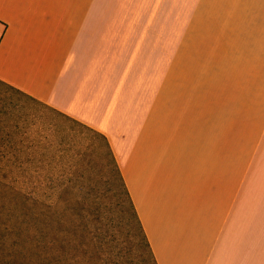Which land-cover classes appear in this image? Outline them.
I'll return each mask as SVG.
<instances>
[{
  "label": "crops",
  "instance_id": "0c3cea01",
  "mask_svg": "<svg viewBox=\"0 0 264 264\" xmlns=\"http://www.w3.org/2000/svg\"><path fill=\"white\" fill-rule=\"evenodd\" d=\"M0 81L104 134L157 264H264V0H0Z\"/></svg>",
  "mask_w": 264,
  "mask_h": 264
},
{
  "label": "rangeland",
  "instance_id": "374dc122",
  "mask_svg": "<svg viewBox=\"0 0 264 264\" xmlns=\"http://www.w3.org/2000/svg\"><path fill=\"white\" fill-rule=\"evenodd\" d=\"M94 138L74 119L0 81V264H46L42 257L33 256L29 191L34 190L37 211L42 221H46L47 204L58 201L54 185L57 188L68 186L67 196L71 200L68 206L84 207L77 218L88 220L82 219L88 212L87 205L77 203L76 198L86 195L91 184L114 179L104 166L107 156L103 154L99 159V156L90 155ZM51 152H55V156L52 157ZM61 153L64 157H57ZM76 167L80 168L79 172H75ZM80 182L82 188L77 189ZM100 189L102 191L103 186ZM118 194L105 191V201H117L124 212L126 201ZM123 212L117 214L114 209L113 220L106 222L105 219L98 226L101 231H114L118 245L109 251L107 243L100 245L82 240L77 232H90L95 226L80 221L81 225L72 228L74 234L68 239L74 257L71 256L69 263L63 259L62 264H115L114 261L116 264L130 261L151 264L141 246L140 234L129 224L128 214L122 217ZM63 219L69 221L70 216L66 214ZM130 228L132 236H128ZM131 243L133 251L129 254L125 247ZM67 248L68 242H54V253H68Z\"/></svg>",
  "mask_w": 264,
  "mask_h": 264
},
{
  "label": "trees",
  "instance_id": "16d2710c",
  "mask_svg": "<svg viewBox=\"0 0 264 264\" xmlns=\"http://www.w3.org/2000/svg\"><path fill=\"white\" fill-rule=\"evenodd\" d=\"M53 108V107H52ZM55 109V108H53ZM58 113L67 115L57 109H55ZM69 118L74 119V122L80 124L84 129L88 131L89 134L93 135L95 138L92 139V146L90 150L91 156H99V159L102 158L103 154L107 156V163L104 165L110 173L114 176L113 181L104 182L102 184H94L88 188L85 192L86 195H82L81 197L76 198V202L80 204H86L87 207L85 210H88L86 214L82 217V219H88L87 221L79 220L77 215L82 213L84 207L80 206V209L73 204V206H68L70 198L67 196L68 186L63 187H53V191L57 192V202H53L48 205L49 213H46V221H42L36 205V198L34 190L29 191V196L31 199L30 206H29V223L30 229L32 230V242L34 246L33 256L42 257L44 263L46 264H62V261H66L67 263L70 262L71 256L74 257V253H70L72 246L69 244L70 235L74 234L72 232V228L76 226H80V221H83L84 225H89L90 222L95 228L90 232H77L78 236L82 239H88L94 243H107L109 244V251L115 246L118 245L116 242L118 239L117 234L114 231H101L98 226L102 224L103 221L106 219V222H111L112 216L114 215V209H116L117 214L123 212L119 207L117 201L109 200L106 203V197H104L105 191L108 190L109 193H120L124 196L126 201V210H124L122 217L125 214H128V221L129 224L134 225L137 229L138 233L140 234V243L141 246L144 248L146 253L149 256V261L151 264H157L155 259L153 250L150 246L149 240L141 223V220L138 216L136 211L135 205L127 188L126 182L122 176L121 170L115 158L114 152L111 148V145L107 139V137L99 132L98 130L88 126L87 124L67 115ZM52 157L55 156V152H51ZM57 157H64V154L61 153ZM80 168L76 167L75 172H79ZM83 183L80 182L77 185V189L82 188ZM103 186V190L101 191L100 187ZM57 188V189H56ZM119 195V194H118ZM69 198V199H68ZM111 198V197H110ZM71 201V200H70ZM61 206V207H60ZM60 207V208H59ZM75 212V213H74ZM68 214L70 216V220L66 221L63 219L64 215ZM116 214V215H117ZM44 220V219H43ZM58 224V225H57ZM75 224V225H74ZM75 232V234H76ZM132 236V228L129 229L128 236ZM56 240L68 242V253L65 251L64 253H54V242ZM81 240V241H82ZM80 243V242H79ZM83 243H80V245ZM77 250H80V246L76 247ZM126 252L129 254L132 253L133 244H129L125 247ZM120 251L119 253H122ZM113 254V253H112ZM63 261V262H64ZM115 264L117 263L114 261ZM142 263V262H141ZM126 264H138V262H127ZM146 264V263H142Z\"/></svg>",
  "mask_w": 264,
  "mask_h": 264
},
{
  "label": "built area",
  "instance_id": "2783aa9c",
  "mask_svg": "<svg viewBox=\"0 0 264 264\" xmlns=\"http://www.w3.org/2000/svg\"><path fill=\"white\" fill-rule=\"evenodd\" d=\"M6 30H7L6 23L0 21V41L2 40L3 36L5 35Z\"/></svg>",
  "mask_w": 264,
  "mask_h": 264
}]
</instances>
